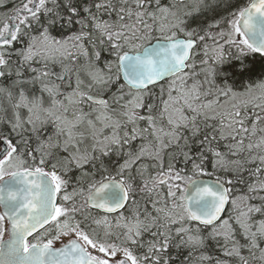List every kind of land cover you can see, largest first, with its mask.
Here are the masks:
<instances>
[{
	"label": "snow or ice",
	"instance_id": "obj_1",
	"mask_svg": "<svg viewBox=\"0 0 264 264\" xmlns=\"http://www.w3.org/2000/svg\"><path fill=\"white\" fill-rule=\"evenodd\" d=\"M0 264H264V0H0Z\"/></svg>",
	"mask_w": 264,
	"mask_h": 264
}]
</instances>
